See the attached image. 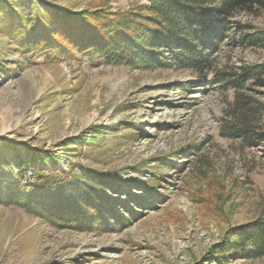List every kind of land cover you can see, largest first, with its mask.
I'll use <instances>...</instances> for the list:
<instances>
[{"label": "rangeland", "instance_id": "obj_1", "mask_svg": "<svg viewBox=\"0 0 264 264\" xmlns=\"http://www.w3.org/2000/svg\"><path fill=\"white\" fill-rule=\"evenodd\" d=\"M151 6L0 0V264H219L231 230L264 219V142L235 136L240 100L264 131V87L242 83L264 67L242 41L264 31L263 11L235 17L202 73L36 45L53 9L114 19ZM230 252L227 264H264Z\"/></svg>", "mask_w": 264, "mask_h": 264}, {"label": "trees", "instance_id": "obj_2", "mask_svg": "<svg viewBox=\"0 0 264 264\" xmlns=\"http://www.w3.org/2000/svg\"><path fill=\"white\" fill-rule=\"evenodd\" d=\"M149 1L152 4L150 16L129 13L118 14L113 19L105 11L72 14L53 9L50 21L53 36L50 37L44 24H40V41L37 40L36 45L47 44L57 49L59 55L65 52L72 56L75 52L101 54L109 62H126L141 69L165 68L173 64L202 73L211 69L208 50L221 43L239 13L264 12V0ZM247 29L251 31L242 38L245 45L264 49V31L250 25ZM32 39L31 35L29 41ZM247 70L242 83L253 80L264 87V67L251 66ZM237 106L236 118L240 124L235 136L251 147L260 146L264 142V131L254 127L251 121L252 115L257 116L258 109L250 110L248 103L241 100ZM35 160L36 156L21 161L20 168ZM36 179L44 183L42 172H36ZM80 193L67 201L80 204L84 201ZM229 240L234 241L233 251L222 250L223 256L217 260L219 264H227L224 256L227 252L247 260L264 257V219L231 230Z\"/></svg>", "mask_w": 264, "mask_h": 264}]
</instances>
